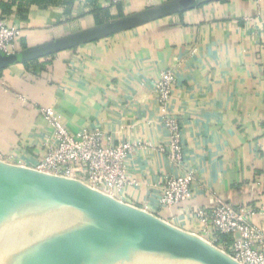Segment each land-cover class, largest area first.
Instances as JSON below:
<instances>
[{"label":"crops","instance_id":"0c3cea01","mask_svg":"<svg viewBox=\"0 0 264 264\" xmlns=\"http://www.w3.org/2000/svg\"><path fill=\"white\" fill-rule=\"evenodd\" d=\"M169 1L74 0L69 12L12 6L3 17L22 29L19 50ZM94 8L103 9L101 20ZM166 69L175 78L161 104L155 84ZM41 107L53 108L72 132L99 128L111 143L131 144L126 165L135 183L121 200L213 238L200 210L264 205V0H196L155 21L0 68V159L33 166L44 156L53 130ZM168 114L180 125L179 164L169 157ZM188 171L191 199L162 206L164 181ZM251 220L264 226V211Z\"/></svg>","mask_w":264,"mask_h":264},{"label":"water","instance_id":"95a60500","mask_svg":"<svg viewBox=\"0 0 264 264\" xmlns=\"http://www.w3.org/2000/svg\"><path fill=\"white\" fill-rule=\"evenodd\" d=\"M172 0L13 53L0 68L47 57L178 13ZM0 264H242L185 231L79 178L0 159Z\"/></svg>","mask_w":264,"mask_h":264},{"label":"built area","instance_id":"2783aa9c","mask_svg":"<svg viewBox=\"0 0 264 264\" xmlns=\"http://www.w3.org/2000/svg\"><path fill=\"white\" fill-rule=\"evenodd\" d=\"M118 4L123 0H109ZM22 36L20 27L10 25L0 15V49L5 53L18 50ZM174 73L164 70L157 79L155 89L161 104H166L172 94ZM40 113L53 130V139L46 143V153L33 168L47 173L79 178L90 186L120 198L127 185L135 183L128 173L126 158L131 144H113L110 137L99 128H83L72 132L51 107H41ZM170 130L169 157L172 162L182 161L180 125L173 114L165 118ZM194 175L188 171L168 177L162 185L160 204L172 208L192 197ZM121 199V198H120ZM264 211V205L234 207L221 202L209 210L199 211V220L213 238L208 240L242 264H264V226L251 217ZM204 236L206 239L207 237ZM226 237V238H224Z\"/></svg>","mask_w":264,"mask_h":264},{"label":"trees","instance_id":"16d2710c","mask_svg":"<svg viewBox=\"0 0 264 264\" xmlns=\"http://www.w3.org/2000/svg\"><path fill=\"white\" fill-rule=\"evenodd\" d=\"M74 4V0H0V15L3 16V13H8L12 6H17L20 12H25L29 10L30 6H48V5H63L66 7V12L70 11V7ZM102 8H94L93 12L96 13L98 20H101ZM103 19V18H102ZM105 19V18H104ZM32 62V61H31ZM26 62V63H31ZM226 238V237H224Z\"/></svg>","mask_w":264,"mask_h":264}]
</instances>
